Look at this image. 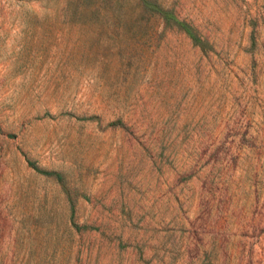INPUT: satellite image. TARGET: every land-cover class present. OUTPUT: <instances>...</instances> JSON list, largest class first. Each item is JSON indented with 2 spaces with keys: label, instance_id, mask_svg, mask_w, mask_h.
Segmentation results:
<instances>
[{
  "label": "rangeland",
  "instance_id": "obj_1",
  "mask_svg": "<svg viewBox=\"0 0 264 264\" xmlns=\"http://www.w3.org/2000/svg\"><path fill=\"white\" fill-rule=\"evenodd\" d=\"M151 1L0 0V264H264V0Z\"/></svg>",
  "mask_w": 264,
  "mask_h": 264
},
{
  "label": "trees",
  "instance_id": "obj_2",
  "mask_svg": "<svg viewBox=\"0 0 264 264\" xmlns=\"http://www.w3.org/2000/svg\"><path fill=\"white\" fill-rule=\"evenodd\" d=\"M148 3H153L154 5L155 2L151 1V0H143V5L146 7V9L148 8ZM155 7H158L157 5ZM151 9V8H150ZM149 9V10H150ZM158 14L165 20L167 21H174L177 25L181 26L183 28V30L186 32V34L194 41V43H199L201 42L200 37L197 34V31L195 28H193L192 26H190L189 24L180 22L174 15H172L170 12L165 11V10H161L158 9Z\"/></svg>",
  "mask_w": 264,
  "mask_h": 264
}]
</instances>
